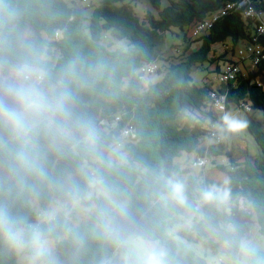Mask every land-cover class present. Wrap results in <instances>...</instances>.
Instances as JSON below:
<instances>
[{"label": "trees", "instance_id": "trees-1", "mask_svg": "<svg viewBox=\"0 0 264 264\" xmlns=\"http://www.w3.org/2000/svg\"><path fill=\"white\" fill-rule=\"evenodd\" d=\"M150 1L157 15L147 11L140 18L130 3L100 0L87 34L83 12L65 0H0V66L5 72L10 66L40 69L38 87L48 93L49 107L23 136L0 122V166L6 174L0 178V211L23 230L29 247L36 232L53 239L62 264H125L136 257L126 255L124 245L131 231L158 241L167 264H207L190 246L200 239L213 249L225 242L237 256L247 235L231 219L240 198L250 203L264 234V61L217 88L212 81L198 85L191 76L194 65L214 62L216 45L230 40L234 50L238 43L252 42L257 20L231 10L195 42L185 36L178 56L164 59L167 32L193 28L237 0H165L164 7L163 0ZM257 1L264 11V0ZM110 29L116 39L129 42L126 50L101 43L103 31ZM29 31L35 36L29 37ZM257 39L264 47V37ZM218 59L216 74L225 58ZM158 60L166 61L156 72L160 79L149 80L150 75L144 80L140 67ZM214 90L226 96V109L246 122L244 129L260 150L259 156L243 161L229 153L231 169L217 166L225 174L217 185L235 204L231 214L222 212L218 202H203L201 192L209 181H198L176 162L184 153L211 160L220 154L224 142H210L212 124L220 121L209 104ZM245 105L262 111L263 122L254 120ZM128 125L133 134L126 137ZM227 133L221 130L223 136ZM121 143L112 157L105 151ZM94 180L108 197L86 199ZM170 180L184 185L183 204L170 194ZM109 198L124 204L112 205ZM76 201L83 207L95 203L80 225L72 226L65 211L47 221L40 218L54 202L71 207ZM199 210L202 216L194 228H181L176 238L168 234L181 217ZM48 258L45 252L38 260ZM250 262L264 264V251L251 250ZM0 264H18L14 247L2 238Z\"/></svg>", "mask_w": 264, "mask_h": 264}, {"label": "rangeland", "instance_id": "rangeland-1", "mask_svg": "<svg viewBox=\"0 0 264 264\" xmlns=\"http://www.w3.org/2000/svg\"><path fill=\"white\" fill-rule=\"evenodd\" d=\"M66 3L70 6H74L79 8L84 15V28L85 32L89 34V26H90V17L92 10L94 6L100 1V0H65ZM163 7L166 5V1L163 0ZM121 3H130L136 14L142 18L147 11L152 12L153 14L157 15V10L154 8L150 0H123ZM193 32V28H185L184 30L180 29H172L171 31L166 33V45L165 50L163 54V58H173L174 56H178L177 51L178 49L183 50L185 48V42L184 37L188 36L191 37ZM29 37H34L35 34L31 31L27 33ZM230 41V40H229ZM195 42V41H194ZM101 43L105 46L110 45V48L112 50L115 49H127L129 47V42L126 39L118 40L115 38V31L113 29L110 30H104L102 34ZM243 42L241 43L242 46ZM227 51L226 54H223L224 51ZM235 51L232 49L231 41L228 44V48H226V45L223 44L216 45L214 47V53L212 54V58L214 62L211 64L209 61H206L202 64H196L191 69V76L195 83L198 85H203L204 82L210 83L212 81L213 88H217V83L214 81V77L216 76V69H217V63L220 61L219 57H224L226 62L229 60ZM248 64V66L252 67L251 61L249 59L245 60ZM224 62H220L222 65ZM157 63L159 66H163L166 64V61L164 60H158ZM23 69L29 76V79L25 81V83L29 84L30 86L36 88L41 96L43 97L45 101V107L42 111L39 113H36L32 115L26 124V126L23 129L19 130H13L10 128L6 123L9 130L12 131L14 135L23 136L27 132V127L33 124L41 115H47L48 114V108L47 107V100H48V93L42 91L39 89L38 84L40 82H37L35 80V76L38 74H41L42 71L37 68H29L25 66H10L9 69L5 72L3 68L0 66V89H5L4 86L8 84L9 82H12L16 79V73ZM153 79V81H158L160 79V76L155 73L150 78ZM230 112L239 115L238 113H235L236 111L231 110ZM251 115L253 116L254 120L258 122H263V113L259 110H251ZM227 136L224 137L223 144L218 149L220 154L217 156L212 157V161L210 158L208 159V162L205 166V168L202 169L201 166L195 165L196 163V153H184L183 156L176 158V162L180 163L182 167L185 169H188L192 171V175L197 177L198 181L201 179H206L209 181L208 186H215L217 189L220 190H226L224 188L219 187L217 184L220 183V181L225 179V174L217 167L218 165H224L226 166L227 170L231 169V165L228 160V154L231 153L232 157L236 161H240V156L242 157L241 160H246L248 158H254L260 155V150L255 143L252 135L248 132V130L243 129L240 131L238 138L240 140V143L242 145H245L244 151H241L240 146L238 144L232 145V138L237 137L234 135H231L229 133L226 134ZM232 137V138H231ZM231 140V146L227 143ZM234 141V140H233ZM235 143H238L237 141ZM123 144L121 143L119 145H116L113 147L111 151L105 150L111 157L112 154L115 152H119L123 148ZM110 152V153H109ZM123 160L126 161V153L122 152L120 153ZM196 159V160H195ZM6 174L2 167L0 166V178H5ZM215 184H213L212 182ZM93 189L87 193L86 199L92 200L94 197L99 196H105L108 197L107 191L99 184L98 181L94 180L92 182ZM109 202L112 205H121L124 204V202H117L116 200H113L109 198ZM219 208L222 212H226L227 214H231V207L235 204L232 203L227 198L226 201L218 202ZM34 208L36 211H38L37 205L34 203ZM93 208H95L94 201H91V205L89 207H83L81 206L79 201H76L71 205V207L64 206V204H61L59 202H54L50 205L47 212L43 213L44 215L40 216L41 219L49 220L52 217H54L56 214L61 213L62 211H65V215H67V218L72 223V226L80 225L83 221L87 220L88 216L93 211ZM236 211L242 212L249 216L252 220L255 221L254 225L251 228L250 233L246 235V237L242 241L241 251L236 256L231 254L228 251V244L225 242L219 241V246L216 249H213L209 246L206 239H200L198 242L190 244V246L193 248V250L196 253L197 257L203 258L207 264H251L250 262V251L251 250H259L264 251V234H262L259 231L258 224L255 220V216L252 213L251 205L250 203L240 198L237 205H236ZM202 213L201 211H197L195 215H190L188 217H181L180 220H182V223H175L171 228H168V234L172 235L174 238H176V233L181 228H187L192 229L195 227L197 222L201 219ZM223 225V224H222ZM227 229H233V226L228 224ZM23 232V230H22ZM212 234H214L213 239L214 242H218L217 238L215 237L216 231H213ZM46 241V253L49 254V258L47 260H36L35 264H62L59 259V255L55 251V241L53 239H44ZM144 241H148L150 243H153L155 245H158L160 248L163 249V247L160 246L158 241L150 240L148 238H143L140 235H138L135 231H131L124 240V245L126 247V255L134 254L136 256L140 255L142 253V244ZM14 254L16 256V260L18 264H33V248L32 245L30 247L27 243H25L22 250H17L14 248Z\"/></svg>", "mask_w": 264, "mask_h": 264}, {"label": "clouds", "instance_id": "clouds-1", "mask_svg": "<svg viewBox=\"0 0 264 264\" xmlns=\"http://www.w3.org/2000/svg\"><path fill=\"white\" fill-rule=\"evenodd\" d=\"M29 79L28 74L23 70L16 73V79L4 86L5 100L0 103V122L6 123L13 130L23 129L28 119L42 111L45 101L39 91L25 83ZM221 129L229 133H237L246 127V122L232 112H225L221 117ZM170 194L181 204L185 202L184 185L175 180L168 181ZM227 190L217 189L211 186L201 192V199L205 203L223 202L228 198ZM0 238L17 250H22L25 241L22 230L17 228L0 211ZM31 245L33 248V264L47 251L46 241L39 232L34 233ZM166 253L158 245L144 241L142 253L125 264H167Z\"/></svg>", "mask_w": 264, "mask_h": 264}, {"label": "built area", "instance_id": "built-area-1", "mask_svg": "<svg viewBox=\"0 0 264 264\" xmlns=\"http://www.w3.org/2000/svg\"><path fill=\"white\" fill-rule=\"evenodd\" d=\"M257 0H237L234 2H228L223 5L218 11L213 12L208 18L204 21L197 23L193 27V32L191 36V42H194L197 38L201 37L207 31H209L214 23L218 21L221 17L227 15L231 10H240L244 17H253L257 20L256 34L257 37H264V11L258 9ZM257 37L253 38L252 42H248L244 48H241L237 51L238 60L232 61L228 60L224 62L219 73L214 77V81L217 84H227L230 81L236 79L238 74L241 72V65L245 62L246 59H249L252 64V68H255L257 65L261 64L264 61V47L258 43ZM196 45H192V49H195ZM159 70V64L157 61L144 64L139 69V74L142 75V78H146L152 74H155ZM37 82H41L42 76L38 74L35 76ZM209 104L214 112L220 116V121L212 124L211 132V141L212 143H221L224 140V137L221 134V117L225 112H229L226 109V96L223 94L217 93L215 90L210 93ZM245 111L251 112V107L249 105L244 106ZM124 136H132L133 128L128 125L123 132ZM208 162L207 157L198 158L195 165L201 166L202 169L205 168ZM199 208V206H198Z\"/></svg>", "mask_w": 264, "mask_h": 264}, {"label": "water", "instance_id": "water-1", "mask_svg": "<svg viewBox=\"0 0 264 264\" xmlns=\"http://www.w3.org/2000/svg\"><path fill=\"white\" fill-rule=\"evenodd\" d=\"M4 100H5V90L0 89V103H3ZM231 219L233 223L242 225L245 228L247 234L250 233L251 228L255 223V221L252 220L249 216L238 211L232 214Z\"/></svg>", "mask_w": 264, "mask_h": 264}, {"label": "crops", "instance_id": "crops-1", "mask_svg": "<svg viewBox=\"0 0 264 264\" xmlns=\"http://www.w3.org/2000/svg\"><path fill=\"white\" fill-rule=\"evenodd\" d=\"M229 40H227L226 41V43H224L223 45L225 46L226 45V48H228V44H229ZM246 44L247 43H243L242 44V46H241V43H238L237 45H236V47L234 48V50L233 51H235L234 52V54H233V56L229 59V60H232V61H237L238 60V55H237V51L239 50V49H241V48H244L245 46H246ZM231 45H232V43H231ZM224 53V52H223ZM221 67H222V65H221ZM250 69H252V67H251V65H250V67L248 66V64H247V62L245 61V62H243V64L241 65V70L242 71H245V70H250ZM152 76V75H151ZM234 136H236V135H234ZM232 138V137H231ZM233 140H232V145L233 144H238V146H240V149H241V151H244L243 149L245 148V145L243 146L242 145V143H240V140H239V138H238V136L237 137H233L232 138ZM238 142V143H235V142ZM230 146H231V140L229 141V142H227ZM183 156V155H182ZM242 156V155H241ZM240 156V159L239 160H241V157ZM197 158V157H196ZM196 160V159H195Z\"/></svg>", "mask_w": 264, "mask_h": 264}]
</instances>
